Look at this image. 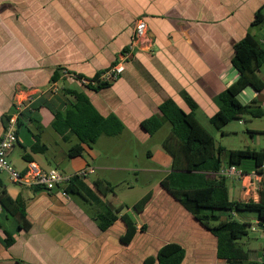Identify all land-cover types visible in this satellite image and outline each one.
Masks as SVG:
<instances>
[{"label":"crops","instance_id":"0c3cea01","mask_svg":"<svg viewBox=\"0 0 264 264\" xmlns=\"http://www.w3.org/2000/svg\"><path fill=\"white\" fill-rule=\"evenodd\" d=\"M262 6L264 0H0V137L5 127L3 117L13 106L22 104L25 115L9 162H18L15 152L21 147L42 170L52 169V163L46 165L40 154L30 152L34 128L47 147L46 153L51 146L56 149L52 160L63 166L61 173L94 170L85 178L91 189L96 181L113 184L109 176L120 171H132L139 177L140 170L114 166L112 162L132 160L135 144L145 147L160 132L150 136L141 123L158 115L165 101L172 100L188 112L183 93L197 105L195 116L203 115L209 122L218 110L215 99L238 77L231 65L234 46L248 32L264 43V24L251 27ZM136 19L146 23L150 43L134 51L116 82L97 89L71 77H60L64 69L92 80L116 64L130 44ZM56 71L60 75L58 91L52 95L50 81ZM259 77L264 82V65ZM247 89L239 101L248 104L256 100L264 108V90L256 93ZM69 91L84 93L102 117L116 116L124 126L123 132L117 137H100L91 147L82 145L81 156L68 158L67 148L77 140L71 137L63 142L51 123L55 113L75 102ZM22 127L28 133L21 134ZM49 129L54 135L44 136ZM168 133L169 126L160 146L154 152L144 151L149 163L164 168V175L142 196L149 194L150 199L140 213L133 209L139 200L118 214L124 206L121 199H110L109 194L102 197L94 191L117 216L105 231L93 218L95 209L82 197L66 198L58 191L20 186L0 174V191L12 200L23 199L30 224L27 230L19 229L16 217L0 209V264H146L149 259L157 264L155 257L167 244L183 248L181 264H225L217 257L216 238L160 186L171 172L172 158L161 147ZM25 167L14 168L22 171ZM245 168L252 171L247 164ZM144 173L156 171L147 169ZM239 183L243 193L239 201L256 202L258 186L251 187L249 182L246 195V188ZM233 193L228 190L230 200ZM123 215L135 225L127 244L122 242L126 232ZM245 220L255 223L252 216ZM5 232L13 238L9 247L4 244ZM262 247L264 242L248 250L243 247L248 259L242 264H262Z\"/></svg>","mask_w":264,"mask_h":264},{"label":"trees","instance_id":"16d2710c","mask_svg":"<svg viewBox=\"0 0 264 264\" xmlns=\"http://www.w3.org/2000/svg\"><path fill=\"white\" fill-rule=\"evenodd\" d=\"M264 24V6L255 14L251 27L255 28ZM231 65L238 74L236 81L227 87L216 99L217 112L209 118V123L217 130L227 124L243 121V118L257 119L264 117V108L252 100L248 104L239 101L241 93L251 88L256 93L264 90V82L259 77V71L264 65V43L249 32L234 46V55ZM56 71L51 78V84L56 83L60 77H65L64 69ZM75 80L91 82L68 73ZM87 87H94L85 85ZM109 84L100 83L96 88L108 87ZM72 95L75 102L62 112L53 116L51 129L57 133L63 142H69L71 137L77 144L70 147L66 155L68 158L81 156L84 149L82 145L91 147L100 137H117L123 130V124L114 115L102 117L92 106L88 97L81 92H67ZM182 98L189 111L185 112L172 100L165 101L159 108V114L150 117L141 123V128L150 136L156 134L165 125L169 126V133L161 143L165 153L172 158L171 172L161 181L160 186L166 190L179 204H181L207 231L217 240V257L225 264H242L248 259V252L243 249L240 241L248 235V230L256 228L264 232V183L257 188L258 200L233 201L230 200L225 178L218 175L225 165L241 168L245 174L251 170L246 169V164H252L256 173H262L264 166V151L255 150H227L217 146L213 136L201 125L195 116L197 105L185 93ZM34 109V108H32ZM15 112V106L9 115L4 116L6 124ZM23 111L19 113L17 131L24 120ZM244 122V121H243ZM34 143L30 147L31 154H45L47 147L41 143L40 135H33ZM23 160L31 161L30 155H24ZM93 188L85 183V178L73 175L65 187V193L78 195L95 209L94 220L101 231L113 225L117 216L105 206L102 197L113 193V186L105 181H96ZM150 195L142 197L133 207L140 213ZM24 201L21 197L12 200L4 191H0V209L9 216L16 217L19 229L27 230L30 227L26 219ZM217 211L226 212V218H221ZM252 216L254 225L245 219ZM126 226L122 242L127 244L135 233V225L128 216H121ZM5 247L13 243L12 236L5 232ZM185 252L177 244H167L157 253V264H181ZM153 259L146 261L152 264Z\"/></svg>","mask_w":264,"mask_h":264},{"label":"rangeland","instance_id":"374dc122","mask_svg":"<svg viewBox=\"0 0 264 264\" xmlns=\"http://www.w3.org/2000/svg\"><path fill=\"white\" fill-rule=\"evenodd\" d=\"M196 118L201 123V125L213 136L217 146H222L227 150L232 151L246 149L264 151V132H260L261 130H264V117L257 119H249L245 117L243 118L244 122L233 121L227 124L221 130H217L213 126H211L208 122V118L203 115L198 114ZM167 128L168 125L161 129L160 132L157 133V135L150 142H148V144L145 146L146 148L144 146H142L141 148L140 146L135 144V147L132 150L135 158H133L132 160H128L125 162H112L114 166L122 165L123 167L141 171L139 177H137L136 173L132 171H120L118 172V174L114 173L113 176L109 174V179L113 183L111 184L113 186V193L109 194L110 199L115 196L116 198L121 199L124 203L121 211L117 212L118 214L126 211L127 208H132L133 203L142 198L147 189L150 188V185H154L163 177L164 168L158 165L156 162L149 163L144 158V151L147 149L151 152H154L160 146V138L164 135ZM31 130L34 134L38 132L34 128ZM50 130L51 129L45 131L44 136H47L48 134L54 135L53 131ZM251 130H254V132H251ZM20 133H28L26 127H22ZM51 148L52 149H50L48 153L40 154L38 156L43 159V162L46 165L50 162L52 163V168L62 170L63 166L60 163L53 162L52 155L54 154V151H56V149L52 146ZM68 149L69 148H67V150ZM24 154L25 151L21 147H17L15 156L17 157L18 162L12 163L13 166L17 168V170L21 169L20 167L26 166V162L21 158ZM247 165L252 167V171H254L252 164ZM147 169H154L156 173H144V170ZM46 171H48V169ZM252 171H250L249 173H251ZM89 181H91L90 178ZM226 184L229 191H234V193L231 194V198L235 201H239L240 195L243 194L242 191H240L241 185L239 181L227 179ZM116 209L118 211L119 207ZM216 214L220 215L223 219L226 218L227 215L226 212L220 211H217ZM9 224H12V221ZM252 225H254V223H252ZM262 242H264V240H261L259 238L258 231H253L251 229L248 230V235L243 237V239L240 241V243L243 244V247L246 250L254 248Z\"/></svg>","mask_w":264,"mask_h":264},{"label":"built area","instance_id":"2783aa9c","mask_svg":"<svg viewBox=\"0 0 264 264\" xmlns=\"http://www.w3.org/2000/svg\"><path fill=\"white\" fill-rule=\"evenodd\" d=\"M149 43L146 23L141 19H136L132 24L130 44L126 52L121 55L119 61L106 71L102 72L96 80H92L91 82L82 80L80 83L90 86H96L100 83L111 85L124 73V64L132 58L134 51L139 48L140 45H148ZM63 73L65 77L74 78L66 72ZM57 91L58 88L56 83L51 84L49 92L53 95L56 94ZM23 109L22 104L15 105V112L7 120L3 133L0 137V174H6L11 183L28 188H42L49 193L58 191L62 196L69 198L64 190L71 177L75 175L80 178H86L88 175L94 174V170L92 168L77 171L73 175H66L54 168L48 171L42 170L35 162H27L24 170L17 171L9 162L8 156L18 143L16 136L17 120L19 113L22 112ZM218 175L225 179L237 180L241 182L243 188H246V195L248 194L247 192H249V182L251 187L256 186V188L261 183H264V171H262V173L254 172L249 175L245 174L236 166L225 165L221 168ZM245 180H247L246 185L243 184ZM252 229L253 231L256 230V228ZM261 238L264 240V232H261ZM259 260L262 264H264V247H262Z\"/></svg>","mask_w":264,"mask_h":264}]
</instances>
